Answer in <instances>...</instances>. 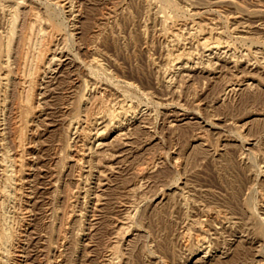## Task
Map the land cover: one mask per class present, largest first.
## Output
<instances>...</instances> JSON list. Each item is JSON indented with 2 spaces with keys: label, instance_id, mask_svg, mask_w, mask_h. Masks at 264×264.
Wrapping results in <instances>:
<instances>
[{
  "label": "rangeland",
  "instance_id": "rangeland-1",
  "mask_svg": "<svg viewBox=\"0 0 264 264\" xmlns=\"http://www.w3.org/2000/svg\"><path fill=\"white\" fill-rule=\"evenodd\" d=\"M0 264H264V0H0Z\"/></svg>",
  "mask_w": 264,
  "mask_h": 264
},
{
  "label": "bare ground",
  "instance_id": "bare-ground-1",
  "mask_svg": "<svg viewBox=\"0 0 264 264\" xmlns=\"http://www.w3.org/2000/svg\"><path fill=\"white\" fill-rule=\"evenodd\" d=\"M217 48V47H216ZM54 64V63H53ZM32 242V241H31ZM208 251V250H207Z\"/></svg>",
  "mask_w": 264,
  "mask_h": 264
}]
</instances>
